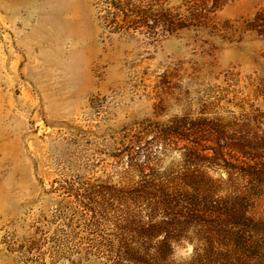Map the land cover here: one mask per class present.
Wrapping results in <instances>:
<instances>
[{"label": "rangeland", "instance_id": "1", "mask_svg": "<svg viewBox=\"0 0 264 264\" xmlns=\"http://www.w3.org/2000/svg\"><path fill=\"white\" fill-rule=\"evenodd\" d=\"M257 135L264 0H0V264H264Z\"/></svg>", "mask_w": 264, "mask_h": 264}, {"label": "trees", "instance_id": "2", "mask_svg": "<svg viewBox=\"0 0 264 264\" xmlns=\"http://www.w3.org/2000/svg\"><path fill=\"white\" fill-rule=\"evenodd\" d=\"M253 139H257V142H254L251 146V151L248 152V162L247 165L248 174L251 175V182L248 186V195L249 201L254 207H259L264 203V155L262 154L261 149L264 150V135L253 136ZM259 140V141H258ZM259 226L261 231H264V214L259 218ZM157 253V252H156Z\"/></svg>", "mask_w": 264, "mask_h": 264}]
</instances>
